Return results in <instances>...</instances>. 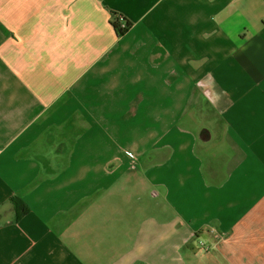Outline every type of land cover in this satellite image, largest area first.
Here are the masks:
<instances>
[{"label": "crops", "instance_id": "1", "mask_svg": "<svg viewBox=\"0 0 264 264\" xmlns=\"http://www.w3.org/2000/svg\"><path fill=\"white\" fill-rule=\"evenodd\" d=\"M123 14L133 26L118 37L114 17ZM0 25L8 30L0 55L9 47L21 54L11 73L0 77V264L19 263L13 252L21 254L25 229L9 200L16 193L38 225L62 221L75 203L79 252L94 253L75 259L68 247L65 252L38 233L31 264H181L178 247L194 222L226 220L224 213L232 217L247 206L236 198L214 202L200 185L201 161L183 123L197 82L227 75L248 83V122L264 124L258 109H264V0H0ZM59 98L44 121L8 124L38 99ZM141 105L144 110H137ZM45 152L46 158L37 157ZM150 154L162 160L142 171L139 163ZM62 160L58 172L20 191ZM165 184L169 196L179 198L176 214L162 201L148 212L150 197L145 214L134 207L136 197ZM195 184L200 190L191 196ZM94 193L96 203L79 205ZM194 201L203 206L199 216L180 210ZM132 216L142 223L139 231ZM105 224L106 237L125 247L119 258L101 263L96 260L105 252L86 243Z\"/></svg>", "mask_w": 264, "mask_h": 264}, {"label": "flooded vegetation", "instance_id": "2", "mask_svg": "<svg viewBox=\"0 0 264 264\" xmlns=\"http://www.w3.org/2000/svg\"><path fill=\"white\" fill-rule=\"evenodd\" d=\"M115 23H118L119 28L124 29L127 26V21L132 22L124 14L121 16L114 17ZM133 23V22H132ZM132 28V27H131ZM130 28V29H131ZM117 36L122 37L118 34L117 28L115 26ZM8 30L5 26L0 25V44H3V37L7 34ZM129 32V31H128ZM127 32V33H128ZM126 33V34H127ZM25 57H29V53L23 54ZM21 58V54L17 52L16 48H7L2 55H0V77L3 78L11 73V68L15 62ZM0 78V79H1ZM197 82L196 90L191 96V104L187 110L185 116L189 114L188 121L183 124H187L188 131L195 141L194 153L204 156L205 162L202 161L201 165V181L203 178H207L210 173L218 177L222 181L225 177L226 180L230 177H244L243 187L244 189H238L234 181L223 184L222 186L215 187H205L206 192H210L214 197V202H220L226 204L231 202L233 198H236V203L247 204L243 210L250 211L253 209L255 204L264 197V193L258 196L260 188H258V182L254 181V177L258 176L259 165L256 162V157L254 156V142L256 137H258L257 128H254L251 123H249V113L248 108L250 106L249 96L243 94L246 81L238 80L231 81L227 75L218 76H208L205 81ZM248 93V91H247ZM246 93V94H247ZM61 99L47 101L43 99H38L32 105L30 111L21 115L19 118H13L8 120L10 126H20V123L29 118H34V121H44L47 115L53 110V108L61 104ZM137 110L143 111L144 105H141ZM13 134H16L13 132ZM12 134L8 135L9 138ZM14 136V135H13ZM215 144H224L226 148L218 152L215 156L209 152H204L203 150H209ZM197 145L199 147H197ZM207 146V147H206ZM202 147L206 149H202ZM57 153L61 152L60 149L55 150ZM54 151V152H55ZM21 154L16 155L20 156ZM43 156L46 158L48 152L37 154V157ZM151 156V155H150ZM150 156L145 157L140 163L139 167L142 171H146L148 167L152 166L154 163L161 161V157H157L152 161L149 160ZM42 158V159H43ZM166 163L168 161L166 160ZM65 164V161L56 162V166L52 169L43 168L41 170V175L38 176L37 182L31 183L29 186L21 189L20 191H29L35 184H37L42 179L51 177L49 172H58ZM246 166V167H245ZM262 169V168H261ZM169 185L165 184L160 186V188L147 195H139L136 197L134 202V207L141 208L144 210L142 214L146 213V208H142L145 200L151 198L152 206L147 210L152 212L155 210V206L162 201L166 204L169 209L167 212L176 214L175 205L178 204L179 198L175 196H169ZM200 188V185H193L191 196L194 195ZM99 192H104L100 190ZM202 192H205L202 190ZM231 192L230 195H224V193ZM97 194L89 195L88 199L84 195L80 198L79 205H91L96 203ZM158 195V197H157ZM185 196L187 193H181ZM100 196V195H99ZM190 196V195H189ZM217 196L219 197L217 199ZM246 196L248 200L242 201L243 197ZM179 197V196H178ZM256 198V199H255ZM9 200L13 203L15 211V221L17 223H22L25 229V234L18 240V250L21 254H17L16 250L13 252L14 257L18 260V264H31L33 257L35 255V249L39 247V239H36L37 234L44 236L46 241L55 246H61L62 250L66 252L68 247L70 255L75 257H84L86 260L91 259L94 256L92 251H89L85 255L79 252V242H81L78 235L73 234L74 226V216H76L79 207L76 208L75 203L73 206L66 211L62 221H55L50 225H38L35 221L30 218L31 209L28 207L25 199L19 194L10 196ZM15 202L17 206H15ZM193 207L190 208L187 202L180 204V210L185 208L192 211L194 214L199 216L202 212L203 206L197 201H194ZM130 214V213H128ZM243 212L240 214L235 213L232 217L224 220L218 216L208 217L204 220H199L193 223L192 232L188 235L189 239L183 240L178 247L180 253L179 259L176 262H181V264H260L263 262L260 260V255L264 253V244H260L254 247L255 253L253 257L248 254L243 255V262L233 260L229 258V254L234 250H224L222 247V241H219V237H228L232 233V228L238 226L237 223L240 222V217L243 216ZM135 220L136 230H140L142 226L141 222H138L137 216H132L131 220ZM211 221H215V224ZM35 231L33 234L32 231ZM257 230L256 227L248 230V234ZM131 233V232H130ZM129 233V234H130ZM207 240H215L216 246L214 249L210 250L206 248ZM88 241V240H87ZM93 244L92 240L86 243V246ZM202 247L204 249H202ZM111 251V250H110ZM103 253L98 262H105L107 259L115 260L119 258V249L112 247V252ZM207 253V254H206ZM206 254V255H205ZM136 264H148L145 260H138Z\"/></svg>", "mask_w": 264, "mask_h": 264}, {"label": "rangeland", "instance_id": "3", "mask_svg": "<svg viewBox=\"0 0 264 264\" xmlns=\"http://www.w3.org/2000/svg\"><path fill=\"white\" fill-rule=\"evenodd\" d=\"M264 103H262V106ZM260 111V114H264V109L261 107L258 108ZM254 128H257V134L258 137H256V141L254 142V156L256 157V162L260 166L258 170V176H255L254 181L258 182L256 184L258 185L259 193L258 196H261V193H264V124L256 126L255 123H252ZM197 147H199L197 145ZM207 147V146H206ZM201 148V147H199ZM226 145L224 144H215L212 146L208 151L203 150L204 152H209L213 154L214 156L218 153L221 152V150L225 149ZM202 149H206L202 147ZM197 158L200 159L201 165L202 161L205 162L204 156L195 154ZM260 159V161H259ZM246 167V166H245ZM262 168V169H261ZM244 177H230L229 179L226 180L225 177L222 181L219 180L218 177L214 176L213 173H210L207 178L202 179V183H200L201 186L205 187H215L218 188L222 186L223 184H227L228 182H235V185L238 186V189H244ZM228 183V184H229ZM231 192L224 193V195H230ZM208 196L210 197V193H208ZM243 200L246 201L248 200L246 196L243 197ZM230 203V202H229ZM217 206V204H216ZM230 209V208H229ZM243 212V216L240 217V222L237 223L238 226H235L232 228V233L228 237H219V241H222V247L224 250H230L234 248V250L229 254V258L233 260H237L239 262H243V255L248 254L250 257L254 256L255 250L254 247L251 245H254L257 247L260 244H264V197L261 198L253 207L252 210L247 211L243 209H239L236 211V213L240 214ZM234 214V212H233ZM225 218L231 217L230 214H225L223 215ZM212 223L215 224V221H211ZM254 227L257 228V230H254L251 232V234H248V230L251 231ZM108 228V225H101L100 229L102 230L100 234L95 236V239L92 238V242H96V246L105 253H108L110 250H112V247L116 249H123L125 247V244L121 241H118L117 238L111 237L108 238L106 237L105 233L103 231H106ZM123 234V233H122ZM147 245L151 244V240L146 241ZM216 241L215 240H207L206 241V248L207 249H214L216 246ZM111 245V246H110ZM202 249H204L202 247ZM207 254V253H206ZM205 254V255H206ZM149 257H152L151 255ZM260 260L263 262H260V264H264V253L260 255ZM202 264H208L207 263H202Z\"/></svg>", "mask_w": 264, "mask_h": 264}, {"label": "trees", "instance_id": "4", "mask_svg": "<svg viewBox=\"0 0 264 264\" xmlns=\"http://www.w3.org/2000/svg\"><path fill=\"white\" fill-rule=\"evenodd\" d=\"M115 26L117 28L118 34L120 36H122V35L126 34L130 30V28L133 26V23L130 22V21H127V26L124 29L119 28L118 23H115ZM15 206H17L16 202H15Z\"/></svg>", "mask_w": 264, "mask_h": 264}, {"label": "water", "instance_id": "5", "mask_svg": "<svg viewBox=\"0 0 264 264\" xmlns=\"http://www.w3.org/2000/svg\"><path fill=\"white\" fill-rule=\"evenodd\" d=\"M150 155H151V154H150ZM150 155H148V156H150ZM153 159H154V158H152V155H151V156H150V158H149V160H151V161H152ZM155 164H156V163L152 164V167H154V166H155Z\"/></svg>", "mask_w": 264, "mask_h": 264}]
</instances>
